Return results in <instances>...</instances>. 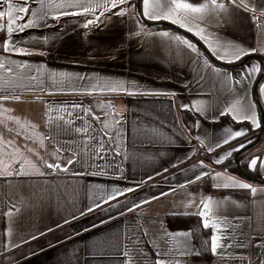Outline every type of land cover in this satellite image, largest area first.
<instances>
[{"label": "crops", "instance_id": "obj_1", "mask_svg": "<svg viewBox=\"0 0 264 264\" xmlns=\"http://www.w3.org/2000/svg\"><path fill=\"white\" fill-rule=\"evenodd\" d=\"M236 1L223 4L227 11L209 3L204 20L195 22L189 32L168 20L144 17L142 0H127L116 8H111L110 0H81L83 6L95 8L94 15L56 20L52 15L83 13V6L53 8L47 27L12 34L11 40L32 50V55L3 50L7 20H0L5 25L0 29V61L5 65L0 68V84L8 82L0 96L20 97L0 100V264H154L157 259L168 264H261L264 184L251 183L233 166L235 155L261 128L254 90L264 72V27L254 25L249 10L264 12V0ZM11 2L22 5L24 0ZM187 2L199 5L209 0ZM105 4L110 11L100 6ZM29 7L31 12L39 5L29 0ZM122 8L125 15H114ZM97 16L102 23L83 27ZM30 18L29 13L18 23ZM197 26L207 41L195 34ZM136 31L140 34L134 35ZM164 32L189 40L206 59L194 60L190 49L160 35ZM216 38L248 54L233 63L216 60L209 49ZM24 64L27 67H17ZM208 64L234 78L259 66L245 84L247 102L254 104L260 127L233 119L230 105L244 85L233 82L234 91L229 93L224 78L211 72ZM106 80L120 82L135 94H80L90 83ZM262 86L264 78L256 94L264 111ZM189 104L192 110L181 107ZM219 110L228 114L218 116ZM229 129H245L246 135L209 151ZM238 145L244 147L225 155ZM219 157L224 159L217 164ZM253 159L255 179L264 180V138L255 151L240 157V165H250ZM64 167L67 171H61ZM21 169L24 174L17 175ZM216 173L248 183L256 193L216 187L225 182L217 181ZM196 176L201 178L189 183ZM129 188L134 191H126ZM121 192L104 203L105 196ZM208 197L209 223L216 225L207 229L210 237L219 235L220 243L230 246L204 258L195 254L199 250L192 234L165 233H191L172 228L168 217L196 215L202 222L198 208ZM135 204L140 206L129 211ZM185 243L192 246L190 254L181 255L176 249ZM165 247L168 254L158 256Z\"/></svg>", "mask_w": 264, "mask_h": 264}, {"label": "snow or ice", "instance_id": "obj_2", "mask_svg": "<svg viewBox=\"0 0 264 264\" xmlns=\"http://www.w3.org/2000/svg\"><path fill=\"white\" fill-rule=\"evenodd\" d=\"M36 4L39 5V8L36 10H31L29 7V0H24L22 5H16L11 2V0H0V8H5L6 11L0 10V20H7L6 25V34L8 39L3 44V50L8 53L12 54H20V55H32L33 52L30 49L24 48V47H18L15 42L11 40V36L14 32L16 33H22L26 29H32V28H39V27H47V19L49 15L51 14V11L53 8H80L82 7L81 0H63V2L56 4L55 0H34ZM232 3H235V0H231ZM111 8H116L120 5H123L127 3V0H110ZM209 3L212 5L215 9H220L222 11H227L225 5L216 3V0H209L208 3L203 4H194L189 3L187 0H142L143 5V16L146 17L149 20L152 21H159V20H168L173 24H178L182 28H187L189 32L193 31V25L197 21H203L205 13L209 9ZM241 3H243V0H241ZM101 7H104L106 10L110 11L111 8H109L106 4L100 5ZM95 8L83 6V13L80 12H70V11H64L60 12L59 14L52 15L53 19L59 20L61 16H68V15H81V14H93L94 15ZM30 13L31 18L28 19L24 23H18L21 20L25 19V16H28ZM126 14V11L122 8L120 12L114 13V15L123 16ZM43 21L44 23L41 24L40 22ZM103 21L100 20V17H95L94 19L87 20L83 27L87 29L89 25H96L97 23H102ZM5 25L0 24V29H3ZM142 30V29H141ZM134 35H139L140 32L136 31L133 33ZM199 36L201 40L207 41L208 37L206 35L202 34V30H200L197 26V32L195 33ZM160 35L164 37H168L170 39H174L179 44H182L186 46L187 49H190L195 56L193 57L194 60L203 62L206 58H204L200 52V49L197 48L192 42L189 40L181 37V36H175V37H169V33L164 32ZM46 40V38H45ZM209 49L212 53V55L215 57L216 60H219L223 63H233L239 61L244 55H247L248 52L244 51L243 49L232 47L227 42H220L219 38H216V44L215 46L209 45ZM254 51V50H250ZM8 63H14V61H8ZM4 62L0 61V68H4ZM17 67H27L26 64L24 65H17ZM208 69L211 70V72L216 73L217 75L224 78L226 83V88L229 91V93H232L234 89L232 88L233 82L237 86L244 85L243 90L239 93H237L233 97V103L230 105V110L235 113L233 116V119L237 122L241 121H250L252 125L255 127H260V122L257 118V115L255 113L254 104H250L247 102V86L245 84V81H249L251 79V76L256 74L259 71V66L253 65L247 69H245L244 72L240 73V75L236 76L235 78L231 76L229 73L224 72L219 67H213L211 64L207 65ZM55 73H52L51 76L55 77ZM32 80H36V77H32ZM78 79L84 80L86 79L83 76H80ZM8 89V82L5 81L3 84H0V90L7 91ZM92 92H105V93H114V92H122L126 94H135V90H129L125 88V86L120 82H111V81H103L102 83H90L89 87L84 88L80 94H90ZM260 92L264 94V86L260 88ZM152 94H160V93H152ZM16 99L19 100V96H0V100H6V99ZM74 108L81 107L80 105H73ZM185 110H192V105H182L181 106ZM196 111H201L200 109H196ZM228 112L226 110H219L218 116H225ZM93 118L96 120H99V116L93 115ZM106 127V125H105ZM77 132L82 131V129L77 128ZM86 131V129L84 130ZM229 132L228 135H226L222 140H218L214 145L210 144L209 151L213 150L215 147H220L222 144H227L230 142L231 139H234L236 137L246 135L245 129H240L239 131L232 132L230 129L227 130ZM106 134V133H105ZM111 139V137H110ZM103 142L102 140L100 141ZM244 147V145H238L237 147L230 149L225 155L231 156L232 152L239 151L240 148ZM99 155V153H97ZM224 157H219L215 160V163L219 164L223 161ZM73 161L69 160L68 163L71 164ZM257 165V160L253 159L249 165L251 169H255ZM47 167L50 169H56L60 168L59 164H47ZM61 171H67V167L61 168ZM8 175H12V173H7ZM17 175H23V170H19ZM43 174V173H41ZM202 175H210V173H203ZM201 176H196L193 178V180H190L189 183L194 182L196 179H200ZM215 179L217 181H225L223 184L217 183L216 187H239L243 189H250L252 194L254 195L256 193V189L253 188L248 183H242L239 181H236L232 177H225L220 173L215 174ZM183 186V185H182ZM126 191H134V189H127ZM124 193H110L108 196H105L103 198L104 203H107L109 200L116 199L118 195H123ZM147 202V201H145ZM212 203L211 198L208 197L205 200L201 201V204L203 205L202 208H198V215L202 218V226L204 229H208L210 226L213 229H216L215 224L209 223V213L212 211V209L209 208V205ZM139 204H135L132 207H130L128 210L132 211L134 207H139ZM96 207H101V204L99 202L96 203ZM217 207H219V204H217ZM89 211H92L93 208L89 207ZM83 214V213H82ZM166 236L176 237V236H183L188 237L191 235L190 232H180V233H171L166 232ZM35 238V237H33ZM226 238V237H225ZM221 236L219 235H212L210 237V241H206L205 244L209 246V250L216 254L218 248L220 247H229L230 245H222L220 243ZM166 243V241H165ZM192 247L185 243V245L180 248L176 249V251H179L181 255H188L190 254L188 249ZM170 250L165 247L164 251L158 252L157 255H166L168 254ZM195 254L199 255L198 252ZM154 264H168V262L164 261L163 259H157ZM179 264V262H177ZM261 264H264V260L261 261Z\"/></svg>", "mask_w": 264, "mask_h": 264}, {"label": "trees", "instance_id": "obj_3", "mask_svg": "<svg viewBox=\"0 0 264 264\" xmlns=\"http://www.w3.org/2000/svg\"><path fill=\"white\" fill-rule=\"evenodd\" d=\"M259 135V131L254 135L251 141L248 142V145L253 143ZM264 138V137H263ZM263 138L261 142L263 141ZM260 142V143H261ZM259 144L247 152L243 153L240 157H244L251 152L255 151ZM248 163H241L243 171L247 173L249 176L255 178L256 177V169H250L247 165ZM233 170L238 174V170L236 166H233ZM168 223L172 228H181L188 229L191 231L194 242L196 243L200 256L204 258L211 257V251L209 250V246L205 244L206 241H210V232L207 229H204L202 226L201 219L196 215H177V216H169Z\"/></svg>", "mask_w": 264, "mask_h": 264}, {"label": "water", "instance_id": "obj_4", "mask_svg": "<svg viewBox=\"0 0 264 264\" xmlns=\"http://www.w3.org/2000/svg\"><path fill=\"white\" fill-rule=\"evenodd\" d=\"M138 12H139V11H138ZM256 57H258V56H256ZM258 58H261V57H258ZM248 59H249V57L246 58V59L243 61V63L246 62ZM243 63H242V64H243ZM263 78H264V72L262 73V75L260 76L258 82L256 83L255 90H254L255 101H256V103H257V105H258V107H259L260 113H261V128H260V131H259V135H258L257 139H256L253 143H251L250 145H248V146H246L245 148H243V149H242L241 151H239V152L235 155V157H234V163H235V166H236V168H237L239 174H240L242 177H244L245 179H247L248 181H250L251 183H253V184H259V185L264 184V180L255 179V178L249 176L247 173H245V172L243 171L241 165H240V156H241L243 153L247 152L248 150L252 149L253 147L257 146V145L261 142L262 138L264 137V111H263V109H262L261 105L259 104V102H258V100H257V97H256V94H257V87H258L260 81H261Z\"/></svg>", "mask_w": 264, "mask_h": 264}, {"label": "built area", "instance_id": "obj_5", "mask_svg": "<svg viewBox=\"0 0 264 264\" xmlns=\"http://www.w3.org/2000/svg\"><path fill=\"white\" fill-rule=\"evenodd\" d=\"M231 2V0H216V3L218 4H226ZM235 3L237 1L235 0ZM251 14L252 22L256 27H264V12L258 11L256 9L249 10Z\"/></svg>", "mask_w": 264, "mask_h": 264}, {"label": "rangeland", "instance_id": "obj_6", "mask_svg": "<svg viewBox=\"0 0 264 264\" xmlns=\"http://www.w3.org/2000/svg\"><path fill=\"white\" fill-rule=\"evenodd\" d=\"M251 141V140H250Z\"/></svg>", "mask_w": 264, "mask_h": 264}]
</instances>
